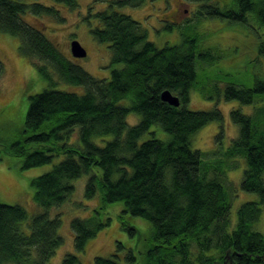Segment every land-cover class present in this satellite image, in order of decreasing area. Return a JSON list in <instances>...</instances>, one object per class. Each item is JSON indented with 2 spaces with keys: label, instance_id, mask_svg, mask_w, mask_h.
Wrapping results in <instances>:
<instances>
[{
  "label": "trees",
  "instance_id": "1",
  "mask_svg": "<svg viewBox=\"0 0 264 264\" xmlns=\"http://www.w3.org/2000/svg\"><path fill=\"white\" fill-rule=\"evenodd\" d=\"M144 1L113 0L108 9L88 12L87 20L95 18V25L89 26L91 36L108 44L111 64L116 66L108 79H97L23 19L26 14L63 23L59 7L77 10L78 0H51L52 6L0 0V32L18 38V51L33 61L50 85L28 97L23 143L11 144L8 151L24 158L21 168L25 170L63 158L51 171L32 178L33 200L42 214L28 221L23 206L0 202V264H47L63 243L58 231L62 220L51 219L48 213L69 200L74 180L83 175L90 176L84 198L94 199L98 192L101 198L92 216L70 222L76 252H84L89 239L108 225L110 218L102 217L108 204L121 203L122 213L149 223L141 235L139 259L134 249L118 242L114 255L95 257V264H119L123 249L126 264H264V235L253 230L264 206V73L251 88L230 83L222 91L226 101L240 104L228 113L238 134L223 157L245 160L241 189L256 196V201L240 206L236 227L231 230V199L221 167L206 165L203 156L208 153L191 147L192 137L211 122L218 124L216 142L224 139V117L216 105L210 111L187 108L192 90L218 79L202 78L198 73L213 56L199 51L194 35L182 34L175 45L160 48L148 39L143 26L117 10L138 8ZM192 1L199 3L198 15L205 19L218 18L233 25L251 21L264 31V0ZM258 41L264 53V34ZM3 72L0 61V78ZM51 72L58 81L82 86L84 93L53 89L56 83ZM166 89L179 97L178 107L161 100ZM216 91L219 97L221 88ZM241 105L255 107L246 114ZM131 113L139 116L135 125L126 120ZM155 127L168 138L160 139ZM74 134L76 139L68 143ZM30 144L42 148L28 152ZM218 152L213 153L216 160L223 158ZM25 223L29 233L22 228ZM122 228L129 236L139 230L126 222ZM78 262L71 253L62 261Z\"/></svg>",
  "mask_w": 264,
  "mask_h": 264
},
{
  "label": "rangeland",
  "instance_id": "2",
  "mask_svg": "<svg viewBox=\"0 0 264 264\" xmlns=\"http://www.w3.org/2000/svg\"><path fill=\"white\" fill-rule=\"evenodd\" d=\"M20 2L33 3L35 1L41 4L52 6L51 0H18ZM113 0H78L77 10H68L59 7L62 17L65 21H54L48 17L33 18L26 15L23 19L40 29L46 38L57 44L63 54L77 62L83 70L97 79H108L112 69L116 66L111 64V50L106 43L97 42L90 34V27L95 25V18H89L88 12L95 14L99 11L109 8ZM222 1V0H221ZM92 7V9H89ZM200 5L192 0H145L141 7H126L117 9L118 12L126 14L137 21L146 29L148 39L155 42L158 47L175 45L183 35H194L198 37L199 51H209L213 59L206 62L199 68V75L202 78L211 77L213 83L199 84L198 90H192L189 94L190 101L187 108L199 111L214 108L216 105L223 113L224 136L222 142L218 144L214 139L219 132L217 122L200 128L192 137L191 147L194 150L202 151L203 160L206 165L215 167L218 165L222 172V181H224L228 194L230 195V215L231 230L236 227L238 209L248 201H256L253 193L242 191L241 182L245 170V160L241 157L234 158V161L223 157L225 148L230 141L237 136L238 127L230 122L228 113L232 108L240 106L237 100L226 101L223 96V90L229 84H235L236 87L251 88L253 82L262 79L264 73V53L260 51L261 41L258 38L264 34L261 28H258L251 21L245 25H233L228 21L220 19L204 18L198 15ZM171 25V30L164 28ZM254 33H253V31ZM258 37V38H257ZM76 40L86 50V56L75 59L71 55L70 43ZM19 41L7 33L0 32V61L4 64V75L0 78V202L7 205L23 206L28 214V221L36 214L43 212L39 205L33 200L34 190L31 188L32 178L41 176L53 169V165L59 163L63 158L55 157L50 164L41 167H32L31 169H22L23 157H14L8 151L9 146L15 142H22L23 122L28 109V97L39 94L50 85L45 81L33 63L28 57H24L18 51ZM53 82L56 83L53 89L58 91L84 93L83 87L67 85L57 80V77L51 72ZM212 80V79H211ZM221 88L218 97L216 88ZM255 105H241V112L251 114ZM128 124L135 125L139 122V116L129 114L127 116ZM160 139H167L168 136L158 127L154 128ZM109 138V137H107ZM75 134L67 142L72 144L75 140ZM28 152L34 149H41V146L30 144ZM223 158H217L213 153L215 151ZM61 156V155H59ZM218 169V170H219ZM90 176L83 175L73 182L75 188L69 200L60 206H54L49 211L51 219L59 217L62 220L58 229L63 243L59 245L54 254L48 259L47 264H63L62 261L67 254H75L78 257V264H95V257L109 258L117 251L118 242L122 243L125 249H134L139 259L141 244L144 240L142 234L148 231L149 223L138 217L128 216L121 211V203L108 204L104 210L103 216H108L110 221L98 234L89 239L84 252L74 250L73 233L70 229V222L78 218H87L92 216L94 209L100 203V193L98 192L94 199L84 198L85 184ZM261 215L253 230L264 235V206H262ZM107 217V218H108ZM137 227L138 234L129 236L127 231L122 228V223ZM27 233V223L23 227ZM141 236V237H140ZM140 237V239H139ZM125 249L120 250L119 264H126L124 258Z\"/></svg>",
  "mask_w": 264,
  "mask_h": 264
},
{
  "label": "water",
  "instance_id": "3",
  "mask_svg": "<svg viewBox=\"0 0 264 264\" xmlns=\"http://www.w3.org/2000/svg\"><path fill=\"white\" fill-rule=\"evenodd\" d=\"M71 55L75 59H80L86 56V50L81 46V44L73 40L70 43ZM160 98L163 102L169 103L171 106L178 107L180 104L179 97L174 96L169 90L161 92Z\"/></svg>",
  "mask_w": 264,
  "mask_h": 264
}]
</instances>
